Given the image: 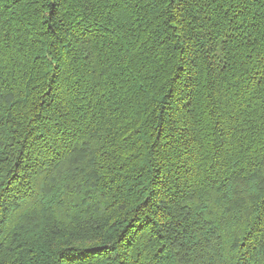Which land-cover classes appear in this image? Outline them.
Masks as SVG:
<instances>
[{
	"label": "trees",
	"instance_id": "1",
	"mask_svg": "<svg viewBox=\"0 0 264 264\" xmlns=\"http://www.w3.org/2000/svg\"><path fill=\"white\" fill-rule=\"evenodd\" d=\"M0 264H264V0H0Z\"/></svg>",
	"mask_w": 264,
	"mask_h": 264
}]
</instances>
